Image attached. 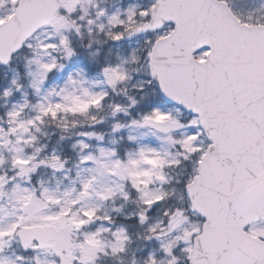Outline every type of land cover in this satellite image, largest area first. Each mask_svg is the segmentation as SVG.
<instances>
[{"label": "snow or ice", "instance_id": "1", "mask_svg": "<svg viewBox=\"0 0 264 264\" xmlns=\"http://www.w3.org/2000/svg\"><path fill=\"white\" fill-rule=\"evenodd\" d=\"M0 264H264V0H0Z\"/></svg>", "mask_w": 264, "mask_h": 264}]
</instances>
